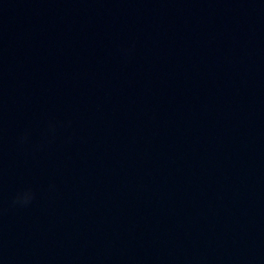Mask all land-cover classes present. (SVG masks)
Here are the masks:
<instances>
[{
	"label": "clouds",
	"instance_id": "9594fccd",
	"mask_svg": "<svg viewBox=\"0 0 264 264\" xmlns=\"http://www.w3.org/2000/svg\"><path fill=\"white\" fill-rule=\"evenodd\" d=\"M33 195L34 194L31 190H27L21 194H18L14 202L27 204L33 198Z\"/></svg>",
	"mask_w": 264,
	"mask_h": 264
}]
</instances>
